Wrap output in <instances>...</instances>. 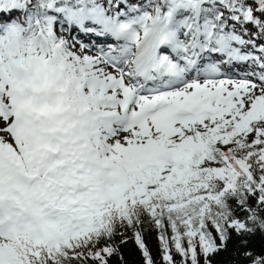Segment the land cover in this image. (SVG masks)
Segmentation results:
<instances>
[{
    "label": "snow or ice",
    "instance_id": "6c2138e0",
    "mask_svg": "<svg viewBox=\"0 0 264 264\" xmlns=\"http://www.w3.org/2000/svg\"><path fill=\"white\" fill-rule=\"evenodd\" d=\"M145 225L264 264V0H0V264H157Z\"/></svg>",
    "mask_w": 264,
    "mask_h": 264
},
{
    "label": "trees",
    "instance_id": "16d2710c",
    "mask_svg": "<svg viewBox=\"0 0 264 264\" xmlns=\"http://www.w3.org/2000/svg\"><path fill=\"white\" fill-rule=\"evenodd\" d=\"M145 229L147 243L156 257L157 264H162L160 261L159 242L156 239L157 233L155 230H148L147 225H145ZM247 248L256 253L264 251V239L259 234L249 238ZM244 250L240 245L239 239L234 236L233 240L228 244L227 251H223L215 256L214 264H225V262H228V264H248V261L242 255ZM121 251L124 254L126 264H142L140 251L133 243L129 242L123 245Z\"/></svg>",
    "mask_w": 264,
    "mask_h": 264
},
{
    "label": "bare ground",
    "instance_id": "6f19581e",
    "mask_svg": "<svg viewBox=\"0 0 264 264\" xmlns=\"http://www.w3.org/2000/svg\"><path fill=\"white\" fill-rule=\"evenodd\" d=\"M82 36L84 37V40H85V42L86 43H89V42H95V43H97V44H103V43H105L106 41H105V38H99V37H96V36H85V35H83L82 34ZM107 42H109V43H111L112 42V40H111V38H109L108 40H107ZM93 51H95L94 49H93Z\"/></svg>",
    "mask_w": 264,
    "mask_h": 264
},
{
    "label": "rangeland",
    "instance_id": "374dc122",
    "mask_svg": "<svg viewBox=\"0 0 264 264\" xmlns=\"http://www.w3.org/2000/svg\"><path fill=\"white\" fill-rule=\"evenodd\" d=\"M65 35H69L68 33H65ZM75 35H77V32H76V30L75 29H73L72 30V32H71V34H70V36H69V38H71V36H75ZM79 39H82L83 38V36H82V34H80V36L78 37ZM85 41V40H84ZM79 47V45H77V48Z\"/></svg>",
    "mask_w": 264,
    "mask_h": 264
}]
</instances>
